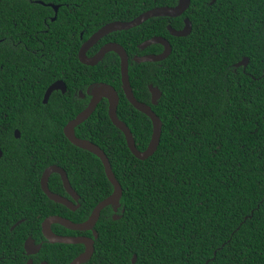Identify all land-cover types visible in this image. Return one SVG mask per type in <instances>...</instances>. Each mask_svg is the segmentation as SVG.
<instances>
[{
	"label": "trees",
	"instance_id": "trees-1",
	"mask_svg": "<svg viewBox=\"0 0 264 264\" xmlns=\"http://www.w3.org/2000/svg\"><path fill=\"white\" fill-rule=\"evenodd\" d=\"M176 2L0 0V264H25L24 242L38 241L46 217L82 222L112 193L100 160L62 132L84 103L75 107L54 94L43 104L45 89L55 80L69 88L111 85L119 98L117 118L143 151L151 122L125 99L118 57L109 52L92 67L78 61L77 51L107 23ZM209 2L190 0L182 16L150 18L108 34L93 49L113 40L130 54L159 52L160 45L138 49L153 36L171 46L166 59L133 63L128 70L137 101L150 104L149 84L161 93L151 106L161 122L152 156L138 160L131 154L105 100L74 129L77 138L104 152L122 189L119 217L112 218V206L100 212L94 252L84 264H264V0ZM46 4L57 6L55 15ZM184 17L190 34L171 36L166 26L180 29ZM243 58L246 66H235ZM53 164L80 196L76 211L40 189L42 171ZM48 188L64 194L55 174ZM53 230L90 234L57 224ZM82 249L46 244L41 255L48 264H68Z\"/></svg>",
	"mask_w": 264,
	"mask_h": 264
},
{
	"label": "water",
	"instance_id": "water-1",
	"mask_svg": "<svg viewBox=\"0 0 264 264\" xmlns=\"http://www.w3.org/2000/svg\"><path fill=\"white\" fill-rule=\"evenodd\" d=\"M215 0H212L214 2ZM42 4L41 2H38ZM190 0H177L176 4L171 7L167 6H160L155 7L150 10H147L141 14H139L137 17L133 18L130 21H113L110 23H107L100 27L96 32H94L80 47L78 51V60L81 64L86 66H94L96 65L102 57L108 53L113 52L115 53L119 58V72H120V82H121V89L123 92V95L125 99L128 101V103L137 111L143 113L145 116H147L151 122V135L149 142L146 146V148L143 151H139L136 146L134 139L132 137V133L130 132L129 128L121 122L116 115V109L118 105V95L116 91L109 85L101 84L97 86L93 92H92V98L89 104L86 106L84 110H82L80 113H78L72 120L67 122V124L63 127V135L65 138L75 147H78L82 150L88 151L89 153L96 156L103 167L104 174L112 186V193L98 202L96 206L93 208L89 216L82 222L74 223L68 219H65L63 217L59 216H48L41 222V234L45 238V240L49 244H80L84 246V250L82 253L77 255L69 264H82L90 259L92 256L93 250H94V240L97 238V233L94 230V226L100 216V212L107 206H112L114 214L112 218L116 220L119 216L116 214V211L119 207V199L122 195V189L116 178L114 177V174L112 173L108 158L104 154V152L95 144L92 142H89L88 140L79 139L74 134V129L79 124L83 123L85 120L88 119V117L92 114V112L95 110L98 102L101 98H105L107 100V115L111 122V124L117 128L124 136L126 146L128 150L131 152V154L138 160H145L148 157L152 156L153 153L156 151L157 146L159 144L160 135H161V122L157 115L152 111L151 106H155L157 104L158 99L161 96L160 91L153 87L152 85L148 86V91L150 93V105L139 102L135 99L132 89L129 84L128 79V61H127V55L124 49L121 45L116 43H107L103 45L96 54H94L92 57H87L85 55V52L93 46L95 43H97L101 38L104 36L116 32V31H122V30H128L134 27H137L147 21L150 18H156V17H168V18H174L180 16L189 6ZM47 6H50L53 8L54 12L56 13L57 6L52 4H46ZM55 18V16L52 18V20ZM167 30L171 36L174 37H185L190 33L191 30V24L188 21V19H184V27L181 30H175L171 28L170 26H167ZM150 45H160L163 47V50L159 54L155 55H144V56H138L134 58V61L136 63H144V62H159L164 59H166L170 52H171V46L168 43L167 40H165L162 37L154 36L152 38H149L145 41H143L141 44L138 45L139 49H145L146 47ZM247 64V58H243L240 62H238L235 66H243L245 67ZM62 86V82H56L48 87V89L45 92L44 95V102L47 100L49 94L54 90L58 89L59 86ZM16 132V137L17 131ZM51 174H57L59 175V178L61 180L62 186L65 190V192L73 199L77 200V194L72 189L66 173L60 169L57 166H49L44 169V171L41 174L39 183L41 191L44 193V195L52 202L61 204L65 206L66 208L70 210H74L73 202L68 200L67 198L52 193L48 188V178ZM57 224L60 225L68 230L71 231H77V232H85V231H91L92 232V238L84 235L79 236H59L52 232L51 225ZM34 247L33 241L30 238H27L24 242V252L25 254H31L35 253L37 251V248L34 250H31V248ZM135 256H133L132 262L134 263ZM26 264H32V260H28Z\"/></svg>",
	"mask_w": 264,
	"mask_h": 264
},
{
	"label": "flooded vegetation",
	"instance_id": "flooded-vegetation-1",
	"mask_svg": "<svg viewBox=\"0 0 264 264\" xmlns=\"http://www.w3.org/2000/svg\"><path fill=\"white\" fill-rule=\"evenodd\" d=\"M211 1L212 0H210V2H209V4L210 5H212L214 2H212L211 3ZM174 6V5H173ZM167 7H171V6H167ZM189 7V6H188ZM188 9V8H187ZM186 9V10H187ZM185 10V11H186ZM184 11V12H185ZM183 12V13H184ZM183 13L180 15V16H182L183 15ZM54 15H55V12H54ZM180 16H178V17H180ZM168 18V17H167ZM175 18V17H174ZM184 19H188V18H186V17H184V18H182V27L180 28V29H175V30H181L183 27H184ZM189 21V20H188ZM190 22V21H189ZM190 24H191V22H190ZM167 26H170V25H167ZM167 26H166V29H167ZM102 27V26H101ZM171 27V26H170ZM172 28V27H171ZM174 29V28H173ZM97 31V30H96ZM95 31V32H96ZM168 31V30H167ZM190 32H191V30H190ZM169 33V32H168ZM93 34V33H92ZM91 34V35H92ZM190 34V33H189ZM188 34V35H189ZM90 35V36H91ZM82 35H80V39L82 38L81 37ZM89 36V37H90ZM107 36V35H106ZM106 36H104L103 38H105ZM88 37V38H89ZM154 37V36H153ZM159 37H161V36H159ZM87 38V39H88ZM103 38H101L97 43H95L93 46H91L86 52H85V55L87 56V57H92L94 54H96L97 52H98V50L103 46V45H105V44H107V43H116V42H114L113 40L111 41V40H109V41H106V42H104V43H102L100 46H98L97 47V49L96 50H93L94 49V47L103 39ZM152 38V37H151ZM163 38V37H162ZM86 39V40H87ZM165 39V38H164ZM86 40H84V41H82V43L80 44V47H81V45L86 41ZM165 40H167V39H165ZM168 41V40H167ZM169 43V42H168ZM116 44H118V43H116ZM151 46V45H150ZM80 47L78 48V51H79V49H80ZM149 47V46H148ZM162 47V46H161ZM123 48V47H122ZM147 48V47H146ZM146 48L145 49H139L140 51H144V50H146ZM124 49V48H123ZM162 50H163V47L161 48V50L159 51V52H147V53H141L140 55H137V54H130V53H127L125 50V52H126V55H127V61H128V70H129V68L131 67V65L133 64V63H136L135 61H134V58L135 57H138V56H144V55H150V54H152V55H155V54H159V53H161L162 52ZM78 51H77V59H78ZM109 53V52H108ZM108 53H106L103 57H102V59L108 54ZM117 56V55H116ZM118 57V56H117ZM102 59L100 60V61H102ZM79 61V60H78ZM99 61V62H100ZM99 62L97 63V64H99ZM96 64V65H97ZM96 65H94V66H96ZM94 66H92V67H94ZM118 70H119V58H118ZM119 74H120V72H119ZM25 78H27V77H24V79ZM56 82H62L61 80H55L54 82H52L50 85H52V84H54V83H56ZM63 83V85L61 86H59V88L58 89H54L50 94H49V96H48V98H47V100L44 102V95H45V92H46V90L48 89V87L50 86H48L46 89H45V91H44V93H43V96H42V100H41V103H43V104H47L50 100H51V97L54 95V94H58V95H61V96H63L65 99H69V100H72V102H74V103H76L75 105H73V106H77V104H78V101H81V104H78L79 106H81L83 103H84V108L82 109V110H84L85 108H86V106L89 104V102L91 101V98H92V92H93V90L97 87V86H99V85H101V84H91V83H89L88 85H86L85 87H82V88H79V87H76V85H73V86H71V88H69L64 82H62ZM103 84H106V83H103ZM106 85H109V84H106ZM149 85H152V84H149ZM148 85V86H149ZM109 86H111V85H109ZM148 86H147V88H148ZM153 86V85H152ZM112 87V86H111ZM153 87H156V86H153ZM115 91H116V93H117V90L114 88V87H112ZM157 88V87H156ZM158 89V88H157ZM31 94V93H30ZM117 95H118V93H117ZM149 95H150V93H149ZM151 99V98H150ZM106 101L107 102V100L105 99V98H101L100 99V101L98 102V104H100L102 101ZM119 102V101H118ZM97 104V105H98ZM148 105H150V104H148ZM97 107V106H96ZM107 107H108V104H107ZM96 109V108H95ZM81 110V111H82ZM80 111V112H81ZM80 112H78V113H80ZM94 112V111H93ZM92 112V113H93ZM77 115V114H76ZM75 115V116H76ZM90 117V116H89ZM88 117V118H89ZM15 131H17V135H18V137H16L15 135H16V132ZM62 131H63V129H62ZM13 135H14V137L15 138H19L20 137V134H19V131L17 130V129H14L13 130ZM69 142V141H68ZM1 155H2V152L0 151V157H1ZM49 166H57V165H49ZM49 166H47V167H49ZM47 167H45V168H47ZM57 167H59L60 169H62L63 171H64V169L63 168H61L60 166H57ZM44 168V169H45ZM44 171V170H43ZM42 171V172H43ZM65 172V171H64ZM66 173V172H65ZM42 174V173H41ZM51 175H53V174H51ZM50 175V176H51ZM55 175H57V174H55ZM49 176V177H50ZM58 176V179L60 180V178H59V175H57ZM41 177V176H40ZM49 179V178H48ZM40 180V179H39ZM60 182H61V180H60ZM48 183V182H47ZM39 185H40V183H39ZM61 186H62V183H61ZM62 188H63V186H62ZM41 189V188H40ZM73 189V188H72ZM63 190V193L64 194H58V195H61V196H63V197H65V198H67L68 200H70V201H72L73 202V206H74V210H70V209H68V208H66L65 206H63V205H61V204H59V205H61V206H63V207H65L66 209H68V210H70V211H76L78 208H79V206H80V204H79V200H80V196L78 195V193L75 191V193L77 194V200H73L66 192H65V190H64V188L62 189ZM53 193V192H52ZM54 194H56V193H54ZM56 204H58V203H56ZM112 211H113V208H112ZM113 213H114V211H113ZM52 216H57V215H52ZM113 216V215H112ZM60 217V216H59ZM65 219H67V218H65ZM69 220V219H68ZM54 225H56V224H52L51 225V230H52V232L54 233V234H56V235H59V236H79V235H81V234H75V235H71V234H66L64 231H62V230H53V228H54ZM40 226H41V224H40ZM66 229V228H65ZM67 231H68V229H66ZM94 230H95V228H94ZM40 231H41V229H40ZM73 232H77V231H73ZM85 232H89L90 234L89 235H84V236H88V237H91L92 238V232L91 231H85ZM96 232V231H95ZM28 238H30L32 241H33V244H34V247H32L31 248V250H34L35 251V249L37 248V251L35 252V253H31V254H25L26 256H28V258H27V260H26V262L28 261V260H32V264H48V262L45 260V259H43L42 258V255H41V249H42V247L43 246H45L46 244H49L46 240H45V238L42 236V234H41V237H39L38 238V241L37 240H35V239H32L31 237H28ZM82 247H83V249L77 254V255H79L80 253H82L83 252V250H84V246L82 245ZM93 252H94V250H93ZM76 255V256H77ZM92 255H93V253H92ZM75 256V257H76ZM30 257H32V258H30ZM34 257V258H33ZM74 257V258H75ZM92 257V256H91ZM91 257H90V259H91ZM73 258V259H74ZM89 259V260H90ZM72 261V260H71ZM70 261V262H71ZM88 261V260H87ZM86 261V262H87ZM26 262H25V264H26ZM69 262V263H70ZM86 262H84V263H86ZM68 263V264H69ZM84 263H82V264H84Z\"/></svg>",
	"mask_w": 264,
	"mask_h": 264
}]
</instances>
